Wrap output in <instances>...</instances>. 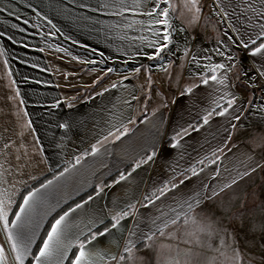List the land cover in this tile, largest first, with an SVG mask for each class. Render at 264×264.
Listing matches in <instances>:
<instances>
[{
    "label": "crops",
    "instance_id": "crops-1",
    "mask_svg": "<svg viewBox=\"0 0 264 264\" xmlns=\"http://www.w3.org/2000/svg\"><path fill=\"white\" fill-rule=\"evenodd\" d=\"M196 1L199 10L203 0ZM213 1L231 19L258 4ZM154 4L168 12L167 26L156 23L165 19L159 12L136 14ZM197 20L195 0H0V80L8 81L34 148L29 152L27 143L23 157L0 156V207L9 222L5 231L0 220V264H37L39 249L62 216L61 236L46 264H72L82 245L90 264H126L124 251L152 234V224L177 218L180 209L207 207L210 170L189 172L196 164L188 167L189 158L177 151L179 100L167 103L162 91L153 90L161 70H144L161 63L164 54L178 64L182 46L192 52ZM232 22L240 36L242 27ZM163 33L167 46L148 59ZM100 57L126 63V72L102 69ZM190 95L200 96L186 99L192 112L198 106L211 112L209 87ZM5 138L1 131L0 149L8 147ZM23 176L36 178L20 189ZM102 231L106 235L92 239ZM18 232L28 239L22 260L13 251Z\"/></svg>",
    "mask_w": 264,
    "mask_h": 264
},
{
    "label": "rangeland",
    "instance_id": "rangeland-1",
    "mask_svg": "<svg viewBox=\"0 0 264 264\" xmlns=\"http://www.w3.org/2000/svg\"><path fill=\"white\" fill-rule=\"evenodd\" d=\"M254 1L258 4L247 15L231 19L213 0H203L199 10L195 0L200 27L192 52L180 47L178 64L170 63L166 54L161 63L131 64L144 67L148 75L153 67L161 70V79L153 77L160 86L154 84L153 90L162 91L167 103L179 100L177 151L189 158L188 167L196 164L189 172L210 170L211 197L207 207L189 213L180 209L177 218L152 224V234L124 251L126 264H264V49L253 56L249 48L261 37L264 4ZM232 20L242 27L240 36L232 31ZM100 62L102 69L114 73L128 67L102 57ZM6 85L7 80H0V132L10 147L3 146L0 156L23 157L27 143L29 152L34 148L27 139L24 113L17 111ZM203 87L212 93L208 114L200 106L192 112L186 100L199 98L187 94ZM219 91L221 95H213ZM25 161L20 167L25 168ZM35 178L23 176L19 188Z\"/></svg>",
    "mask_w": 264,
    "mask_h": 264
},
{
    "label": "snow or ice",
    "instance_id": "snow-or-ice-1",
    "mask_svg": "<svg viewBox=\"0 0 264 264\" xmlns=\"http://www.w3.org/2000/svg\"><path fill=\"white\" fill-rule=\"evenodd\" d=\"M260 2L262 4H264V0H260ZM164 3L167 4V0H164ZM157 12L160 13L161 16H163L165 19H157L156 23L159 25H163V26H167V16H168V12L163 8L160 7L159 4H154V7L151 11L145 9V11L143 13H136L138 15H148V16H156ZM258 36H264V25H261V32L258 34ZM161 40L163 41V43L160 44L159 47H156L154 49V54L148 56V59H155L156 56H158L163 50L164 48L167 46V41H168V34L167 33H163L161 34ZM253 43H255V40H253ZM244 46L247 47V42L244 43ZM262 49H264V43L260 44L251 54L253 56L257 55L258 53H261ZM217 67L223 68V65H217ZM108 71H112V69H108ZM213 80L216 79L215 76L212 77ZM206 82V81H205ZM32 196H28L26 198H24V205L28 206L31 203L32 200ZM79 207V205H78ZM26 211V208L22 207L20 209V213L15 214L16 215V221L19 222L22 220V216L21 213H24ZM67 215V214H66ZM0 220L3 221L4 223V228L5 231H8V220L6 219V213L4 212L3 208L0 207ZM65 220V217L62 216L59 219H57L55 221V223L51 226V230L49 231L47 238L44 240L42 247L39 249V254L35 257L37 264H46V261H48L49 257L51 256V249H52V245L54 242L58 241L60 236H61V228H62V223ZM115 220L118 222L119 221V217H115ZM13 227L19 229L20 228V224L16 223L13 225ZM112 227L115 228L116 224L113 223ZM106 235V232H99V233H94L92 236V239H96L99 236H103ZM9 239H12V237L10 236ZM17 243L13 244V251L18 252L19 254L17 255L16 259L17 260H22L23 259V252L26 250L27 248V242L28 239L27 237H25L24 235L20 234L19 232L17 233ZM121 259L123 260L124 257H121ZM72 264H90L89 262V253L86 250L85 246H81L78 249V254L74 255Z\"/></svg>",
    "mask_w": 264,
    "mask_h": 264
},
{
    "label": "trees",
    "instance_id": "trees-1",
    "mask_svg": "<svg viewBox=\"0 0 264 264\" xmlns=\"http://www.w3.org/2000/svg\"><path fill=\"white\" fill-rule=\"evenodd\" d=\"M262 43H264V38L263 39H261V40H259L256 44H254L251 48H250V50H255L260 44H262ZM141 247L143 246V244L142 245H140Z\"/></svg>",
    "mask_w": 264,
    "mask_h": 264
}]
</instances>
